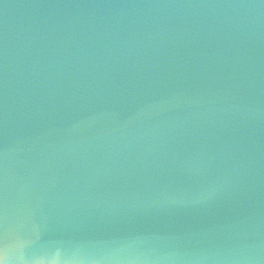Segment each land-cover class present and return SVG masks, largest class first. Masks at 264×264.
Listing matches in <instances>:
<instances>
[{
	"label": "water",
	"instance_id": "obj_1",
	"mask_svg": "<svg viewBox=\"0 0 264 264\" xmlns=\"http://www.w3.org/2000/svg\"><path fill=\"white\" fill-rule=\"evenodd\" d=\"M7 264H264V0H0Z\"/></svg>",
	"mask_w": 264,
	"mask_h": 264
},
{
	"label": "snow or ice",
	"instance_id": "obj_2",
	"mask_svg": "<svg viewBox=\"0 0 264 264\" xmlns=\"http://www.w3.org/2000/svg\"><path fill=\"white\" fill-rule=\"evenodd\" d=\"M7 245H8L7 236L3 234L2 239H0V264H7V260L5 257Z\"/></svg>",
	"mask_w": 264,
	"mask_h": 264
}]
</instances>
